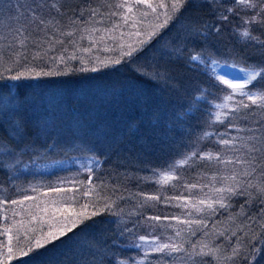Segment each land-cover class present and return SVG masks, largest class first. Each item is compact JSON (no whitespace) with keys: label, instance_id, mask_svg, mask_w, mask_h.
Listing matches in <instances>:
<instances>
[{"label":"snow or ice","instance_id":"6c2138e0","mask_svg":"<svg viewBox=\"0 0 264 264\" xmlns=\"http://www.w3.org/2000/svg\"><path fill=\"white\" fill-rule=\"evenodd\" d=\"M0 264H264V0H0Z\"/></svg>","mask_w":264,"mask_h":264}]
</instances>
